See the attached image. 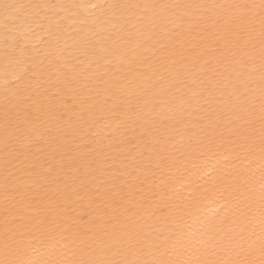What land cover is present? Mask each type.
Wrapping results in <instances>:
<instances>
[{"label": "snow or ice", "instance_id": "snow-or-ice-1", "mask_svg": "<svg viewBox=\"0 0 264 264\" xmlns=\"http://www.w3.org/2000/svg\"><path fill=\"white\" fill-rule=\"evenodd\" d=\"M0 264H264V0H0Z\"/></svg>", "mask_w": 264, "mask_h": 264}]
</instances>
